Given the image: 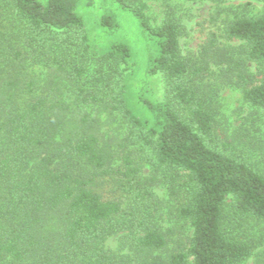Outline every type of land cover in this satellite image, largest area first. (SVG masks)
Instances as JSON below:
<instances>
[{"label": "trees", "instance_id": "1", "mask_svg": "<svg viewBox=\"0 0 264 264\" xmlns=\"http://www.w3.org/2000/svg\"><path fill=\"white\" fill-rule=\"evenodd\" d=\"M94 8L103 9L108 33L120 27L118 12H130L154 43L153 55L140 61L124 42L96 53L80 14ZM145 11L143 0H0V264H243L252 256V243L236 231L264 223V173L218 133L202 81L210 63L221 66L243 101L264 116V12L232 13L224 36L239 46L210 39L199 66L181 55L174 11L167 8L157 27ZM53 44L75 57L70 70L55 61L46 88L27 60L29 48L50 52ZM90 56L96 66L84 79ZM133 70L142 117L125 96L122 75ZM155 77L164 84L161 100ZM99 114L118 115L124 137L106 139ZM144 165L149 176L141 182ZM110 180L138 208L103 196ZM150 187L166 189L175 217L191 229L186 243L168 248L169 233L155 227L146 207ZM115 236L117 252L106 246Z\"/></svg>", "mask_w": 264, "mask_h": 264}, {"label": "rangeland", "instance_id": "2", "mask_svg": "<svg viewBox=\"0 0 264 264\" xmlns=\"http://www.w3.org/2000/svg\"><path fill=\"white\" fill-rule=\"evenodd\" d=\"M143 1L146 4L145 14L153 27L161 24L167 8L174 11L183 31L179 39L181 55L192 64L199 66L203 65L200 59L202 47L210 39L215 40L219 47L237 48L239 46V43L227 41L224 36V28L227 21L231 19L232 13L239 12L255 16L264 12V5L252 1ZM102 13V8L80 12L85 23V34L91 41H94L96 53L100 54L108 50L113 43L124 42L131 48L133 54L139 57V60L149 54L153 55L154 43L146 40L137 21L130 12H118L117 17L120 27L113 33H108L102 27L100 20ZM6 24L11 32L17 31L10 21H7ZM20 47L22 46L20 45ZM50 47L51 51L47 52L34 46L39 51L37 54H35L36 51L33 48H31L32 51L29 48L27 60L30 74L39 78L46 88L53 80L50 69L56 67L57 63L55 61H60L67 70H70V64L75 57L74 51L65 49L61 45L53 44ZM95 66L96 59L91 57L84 79L91 78ZM247 68L251 74H257L259 70V67L251 62L247 63ZM221 69V66L210 63L203 73L202 81L206 98L215 116L217 131L232 146L234 155L254 164L264 173V116L260 111L250 107L243 101L242 91L237 85L236 79H233V83L228 82L224 78ZM261 69L264 70V67ZM136 71L123 72L122 79L129 108L142 117L144 112L133 92V80L136 77ZM56 80L58 81V78L54 81ZM153 87L157 99L161 100L164 93V84L161 77L153 79ZM88 112L94 114L91 110H88ZM98 117L104 122L102 132L106 139L119 140L124 137L125 126L118 115L115 114L109 120L103 114H99ZM148 176L149 169L144 165L139 175V181L145 182ZM148 190L151 197L146 207L152 210L155 227L169 233L168 248L173 246L174 241L186 243L187 238L191 235V229L187 223L179 221L175 217L174 203L168 198L166 189L164 187H150ZM100 191L105 197L121 199L127 210L132 207L134 209L138 208V202L134 201L132 196L123 190L122 186L116 185L111 180L107 181ZM236 233L244 240L251 242L254 247L252 256L243 264H264V223L248 222L237 229ZM117 241L118 236L110 238L106 243L107 248L117 252ZM162 256H165V254H162Z\"/></svg>", "mask_w": 264, "mask_h": 264}]
</instances>
